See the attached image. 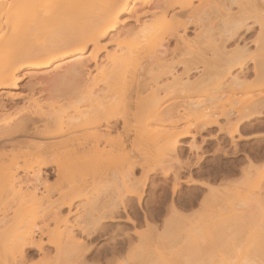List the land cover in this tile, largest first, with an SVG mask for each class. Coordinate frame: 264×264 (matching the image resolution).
Segmentation results:
<instances>
[{
  "label": "bare ground",
  "instance_id": "1",
  "mask_svg": "<svg viewBox=\"0 0 264 264\" xmlns=\"http://www.w3.org/2000/svg\"><path fill=\"white\" fill-rule=\"evenodd\" d=\"M255 29V37L249 38ZM54 72L61 75L56 77ZM227 92L234 97L256 95L236 110L206 104L202 98ZM194 104L201 107L198 124L194 131L181 129L177 110ZM184 115L188 121L186 111ZM263 119L264 0H0V264H98L88 259L90 241L104 234L100 224L123 221L119 213L128 214L127 197L140 203L147 175L156 170L170 172L164 163L175 160L178 177L191 164L181 161V147L192 152L217 141L214 134L201 136L212 128L226 134L233 153H238L235 136L236 141L237 137L241 141L264 137L263 132L243 136L239 126L262 120L258 123L264 127ZM146 136L161 150L154 155V167L142 171L144 179L136 178L135 169L145 165L135 161L127 167L122 191L107 194L85 212L84 220H71L83 211L77 203L85 194L81 186L66 180L68 169L109 154L105 148L113 144L118 149L111 154L126 155L136 139ZM199 136L202 145L196 146ZM186 139L192 142L183 144ZM244 158L241 172L248 176L258 165L246 153ZM54 177L52 186L48 182ZM188 181L212 195L217 192L207 180ZM38 193L48 199L46 208L34 213L33 226L22 228L28 224L22 209L38 200ZM217 193L202 202L216 200ZM172 207L179 216L180 211ZM217 212L223 213L214 209L211 215L218 218ZM247 214L253 213L245 214L251 221L253 216ZM223 215L218 223L222 227L216 225L219 219L207 224L221 227L218 232L231 238L241 227L230 233L223 220L227 214ZM148 218L144 215L150 227ZM37 221L41 224L36 225ZM124 222L137 223L129 216ZM166 228H162L163 236H167ZM199 233L194 235H201L202 242L204 231ZM138 237L135 264H145L143 237ZM190 241L186 242L190 252L197 251L199 242L193 250L195 239ZM217 242L221 249L226 240ZM206 244L207 252L213 250L212 255L208 253L210 264H241L240 254L228 256L229 248L224 247L228 254L222 249L224 254H219L218 246L211 243L217 248L215 255L212 245ZM198 253L199 257L202 250ZM185 255L179 258L181 264ZM194 257L193 262L187 258V263L201 264L203 256L195 257L200 263ZM120 264H130L129 256Z\"/></svg>",
  "mask_w": 264,
  "mask_h": 264
},
{
  "label": "rangeland",
  "instance_id": "2",
  "mask_svg": "<svg viewBox=\"0 0 264 264\" xmlns=\"http://www.w3.org/2000/svg\"><path fill=\"white\" fill-rule=\"evenodd\" d=\"M126 17L127 16H125V18ZM131 23L132 22H130V24ZM257 30L258 29H255L254 32H252L248 37L251 39L254 38ZM189 36H191V34ZM250 51L253 52L254 48L251 47ZM103 56L104 54L101 55V57ZM178 70L179 72L181 71V69ZM53 74H55L56 77L58 75H61L58 72H54ZM53 74H50L49 76L51 77ZM53 76L52 78L55 77ZM192 77L193 76H191L190 80H193ZM25 81L27 80H24L20 84L24 85V83H26ZM18 91H15V93L22 92V90H20L19 92ZM227 95H229L230 97H228ZM255 95L256 93H251L247 96L238 95L234 97L231 96L229 92H227L226 95L208 94L206 96H203L202 98L204 100H207L206 104L219 103L223 104L224 107L228 109L232 108V110H236L241 107L245 100ZM45 99L42 98L43 103L45 102ZM209 100H211V102H209ZM17 103L18 105H21L20 102ZM185 109L186 113H188V121H184L185 111L182 110V108H179V110H177V112L179 113L175 114L177 119L179 118L182 120V122L178 124V127H181V129L189 128L194 131V127L198 124L199 118H201V107L200 105L194 104L186 107ZM180 112H184L182 113L183 115ZM202 117L203 119L207 118V116L205 117V115H202ZM219 121L223 125V127L225 125L227 126L223 119H220ZM258 121L262 120H254L251 123L239 126V134L243 133V136H251V134L253 135V133H264V127L259 124ZM120 126L121 124H119V128ZM160 127L162 128V126ZM171 127L172 126H168V128ZM213 134L218 136L217 141H208L207 144L205 143L202 145V137H209ZM201 136H199L201 138L197 137L196 142H194V144L197 143L196 146L202 145L201 150L194 149L192 152H190L187 147H181V149L183 148L180 154L181 161H184L186 163L191 162L188 168L190 170L185 168L187 170L182 171L181 174L177 177L176 171H178L179 168L178 164H176L177 162L175 160V162L173 160H171V162H165L164 165L167 168H170V172L164 173L161 170H156L157 172L155 171V173L147 175L149 182L147 179V184L144 191L142 192V197L140 200L141 204L137 203L138 201L136 200V198L127 197V200H125L126 202H124L125 205H127V210L129 209L127 211L128 214H124L121 210L119 213L123 221L115 224L105 223L99 225L100 227H102V231L105 230L103 231L104 234L106 233L107 235L103 234L102 237L100 236L98 239L95 238L94 241H90V244L91 242L92 244L89 245L92 246V249L88 256V259H91L89 261H93L94 259L98 264H120L123 257L129 256L130 264H135L139 257L135 252L137 250V247L140 245L138 235H142V245L143 249L145 250V264H181L182 262H179V258L181 257V255H185L186 253L190 252L191 249L189 248V244H187L186 242H189L191 239H195V242H193V247L191 248L194 250L195 243L199 242L197 244H199V247L201 246L202 249H200V251L202 250V253L199 254L200 251L197 248L198 245L196 244L197 247H195V249H197V251H194L195 254L194 252H192L193 254L190 252L192 256H189V253L188 257L187 255H185L186 258L184 259L183 257L182 260L185 261L188 258V262H193V259L191 260L192 257L195 256L199 258L203 256V264H205V262L206 264H210L209 256L212 255L213 250L211 251L210 249L212 253H209L207 252L208 250H206L209 248L205 246L207 245L206 243L209 244V238L210 244L213 243L216 247L219 245V242H217L219 239H221L222 241L226 240V242L227 240L230 241L229 245V242L224 243L226 247L222 244L223 246H221V249L222 247L226 249L229 248V254L226 253L227 251L225 252V249H222L225 254H228V256L233 254H240L241 264H264L262 263V261H264V137L242 141L237 137L238 141H236L235 136V142H237L238 144L237 145L235 143V145H237V149L239 150L238 153L234 154V147L231 146L230 138H227L228 136L226 134H218V130L216 128H212V130L210 129L207 132L202 133ZM148 137L146 136L136 139L130 145V147H128L126 155L120 156L111 154L110 151H113L115 153L118 149L116 148L117 145L115 144V147H113V144L112 147L105 148V150H107L109 154L103 155L102 157H97L88 162L84 161L83 164H81L80 162L78 163L79 166L75 165L76 167L74 169L73 167L68 169L70 171H67L69 173L66 174V180L70 184L81 186L85 194L83 200L77 203V205H81V210L83 211L80 215L73 217L71 220H74L76 217H78L80 220H84L85 212L95 205H98L99 202H101V200H103V198L107 194L111 192L115 193L117 191H122L123 182L127 178L128 174L127 167L133 166L132 163H134L135 161L140 164L143 163L145 165L144 168L146 167L145 169H141L136 166L135 175L139 180L140 176H142L143 178V175H146L145 173H147L150 168L154 167V165L157 163L154 159V155L161 150V146L158 145L156 147L154 141H152L153 139H151V136L150 138ZM191 142V139L182 141L183 144H190ZM102 147H104V145L101 146V148ZM225 151H227V155H224ZM245 153L248 156L250 155V158L253 161H256L258 165L248 176L243 175V173L241 172L246 164L244 158ZM261 154L263 156H261ZM142 171L145 173H143ZM179 177L180 179H178V182L177 178ZM191 177L193 178V180H207L210 184H212V186H215L214 190L217 188L215 192H218H216L218 194V197L214 198L216 200H213L212 198L210 199L211 201L209 200L210 202H202L206 200V196L209 198V194L210 197L212 194L208 190L203 189L199 186L189 185L190 181L188 180H191ZM55 180V177L50 178L48 183L54 186L56 183ZM207 191L209 192L208 195ZM216 193L213 194L217 196ZM214 195H212V197H215ZM37 197L38 200L30 203L27 208L22 209V212L25 214L24 217L26 221H28L27 225H21L22 228L33 226L34 213L37 210L41 211L46 208L45 206L48 203V199L46 200V198H42L41 193H38ZM55 198L56 195L53 197V199ZM172 205L176 207L178 212L180 211L179 216H177V213H173ZM214 209L215 212L216 209L218 211L222 210L223 213L217 212L220 214L219 217H221V215L223 214H227V216L223 215L225 217V219L223 220H225L227 225L224 224V221L222 222L227 226V228L228 225L230 226L229 228L231 230L228 229L230 233H235L237 226L238 229L239 227H241V231L236 230V233L233 235V237H231L232 235L230 236L231 238H228L229 235L227 234L219 233L218 231H220L222 224L219 225L218 223H221L220 220L222 218L219 219V214L217 215L218 218L211 215ZM248 210L253 213L252 215L247 214L250 215V217L253 216L251 217V221L249 220L250 218L248 216H245L246 212L248 213ZM257 211H260V216H256ZM144 212L145 214H143ZM63 214L66 215V210L63 212ZM144 215L149 217L148 219L152 226H146L144 222ZM209 215L211 216V219H208L210 218ZM128 216L134 219L135 222L137 221V223L135 224L136 226H132L127 222H124L126 217ZM212 217H215V219H212ZM216 219L217 221L219 219V222H217L216 225H219L221 227L218 226L217 228V226L213 224L216 221L213 222V227L216 226L217 233L211 234V232H216V228H214L215 230H213L212 225L210 224V226L208 224L212 222L211 220L214 221ZM207 220H210L211 222L209 221L208 223ZM167 221H171L172 225H169V222L165 224V222ZM37 224L40 225L41 221H37L36 225ZM114 225H116V227H113ZM166 225H168L169 227H167ZM162 228H166L169 235L165 232L167 236H163ZM197 229L198 231L195 232ZM201 230L202 232L204 231V233H202V237H204L202 238V242H200L199 240V236L201 235L198 236V234H200L199 231L201 232ZM228 231L226 229V232ZM194 233H198L197 236H195ZM126 235H128L129 238ZM164 237L167 238L165 239ZM195 237H197V240L199 241H196ZM212 238L215 239L212 240ZM176 240L177 242H175ZM205 240H207L208 242ZM212 241H216L218 245L216 242L214 243ZM203 242L204 244H202ZM213 244H211L213 248L209 246L212 249H214ZM203 248H205L204 252ZM233 248L236 251H233ZM46 249L51 250V248L49 247H46ZM215 249V255H217V252L219 253V251H222L219 246L217 252H215ZM223 251L222 254H224ZM196 253H198L200 256L198 257ZM257 256H262V260L258 259L259 257ZM197 258H195V260ZM187 260L185 262L183 261V263L188 264ZM197 260L200 261L201 259ZM109 261L112 263H110ZM202 261H200L201 264Z\"/></svg>",
  "mask_w": 264,
  "mask_h": 264
},
{
  "label": "snow or ice",
  "instance_id": "3",
  "mask_svg": "<svg viewBox=\"0 0 264 264\" xmlns=\"http://www.w3.org/2000/svg\"><path fill=\"white\" fill-rule=\"evenodd\" d=\"M113 227H116V225H114Z\"/></svg>",
  "mask_w": 264,
  "mask_h": 264
}]
</instances>
